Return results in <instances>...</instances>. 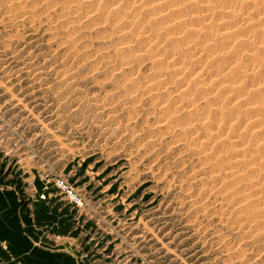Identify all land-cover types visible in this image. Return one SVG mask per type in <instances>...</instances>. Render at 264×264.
I'll return each mask as SVG.
<instances>
[{
  "label": "rangeland",
  "instance_id": "rangeland-1",
  "mask_svg": "<svg viewBox=\"0 0 264 264\" xmlns=\"http://www.w3.org/2000/svg\"><path fill=\"white\" fill-rule=\"evenodd\" d=\"M7 191L75 264H264V0H0Z\"/></svg>",
  "mask_w": 264,
  "mask_h": 264
},
{
  "label": "crops",
  "instance_id": "crops-1",
  "mask_svg": "<svg viewBox=\"0 0 264 264\" xmlns=\"http://www.w3.org/2000/svg\"><path fill=\"white\" fill-rule=\"evenodd\" d=\"M21 213L16 209V201L11 192L0 194V238L7 240L8 245L6 249L0 241V256L5 259V264H18L16 261L8 260L10 253H13L23 264H75L72 254L57 248L56 246L60 244L53 238L46 239L45 242L49 245H37L31 238L25 237L21 231ZM75 215L74 209L40 207L35 209L34 219L26 220L27 228L41 230V226L45 225L55 230H67L71 220L74 221Z\"/></svg>",
  "mask_w": 264,
  "mask_h": 264
},
{
  "label": "built area",
  "instance_id": "built-area-1",
  "mask_svg": "<svg viewBox=\"0 0 264 264\" xmlns=\"http://www.w3.org/2000/svg\"><path fill=\"white\" fill-rule=\"evenodd\" d=\"M57 186L61 191L77 206L83 204V197L81 193L63 177H57L56 179ZM0 264H5L4 259L0 256Z\"/></svg>",
  "mask_w": 264,
  "mask_h": 264
},
{
  "label": "bare ground",
  "instance_id": "bare-ground-1",
  "mask_svg": "<svg viewBox=\"0 0 264 264\" xmlns=\"http://www.w3.org/2000/svg\"><path fill=\"white\" fill-rule=\"evenodd\" d=\"M225 22H226V24H227V23H229V22H230V20H228V19H227V20H225Z\"/></svg>",
  "mask_w": 264,
  "mask_h": 264
}]
</instances>
